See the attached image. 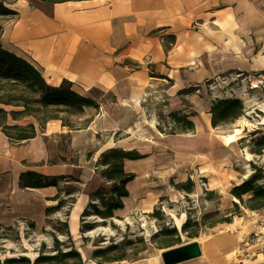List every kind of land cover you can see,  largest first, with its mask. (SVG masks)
<instances>
[{
	"label": "crops",
	"instance_id": "1",
	"mask_svg": "<svg viewBox=\"0 0 264 264\" xmlns=\"http://www.w3.org/2000/svg\"><path fill=\"white\" fill-rule=\"evenodd\" d=\"M8 7L17 14L1 20V45L30 61L50 85L63 79L72 82L76 91L98 103V113L92 115L91 108H85L82 117L89 120L76 129L49 120L41 130L36 126L33 138L19 144L11 143L0 130V224L11 225L20 217L41 227L45 209L57 203L50 198L61 189L60 183L20 188L21 172L73 176L79 178L80 187L67 224L69 234L78 237L90 193L106 186L96 162L102 151L115 144L109 137L101 140L103 134L122 131L129 136L143 128L150 139L140 142L138 152L144 157L124 161L125 170L136 175L127 184L124 205L133 193L156 189L151 175L154 181L160 179L165 162L171 161L169 175L174 172L183 179L182 172L194 164L195 155V145L179 142L183 139L203 142L197 154L200 151L206 163L222 162L229 146L240 165L234 170L235 183L243 181L252 161L241 158L251 137L247 122L238 117L220 134L224 127L211 126V99L203 88L208 80L219 78L224 86L215 93H229L241 76L264 70V0H14ZM187 88L195 89L178 93ZM159 101L168 111L185 112L184 104L189 103L192 113H185L191 114L194 130L159 136L153 128L157 122L146 120V109ZM223 134L234 138L225 141ZM59 136L66 138L65 145H60ZM166 141L178 145L162 149ZM61 158L62 163H50ZM202 169L207 172L210 165ZM89 254L81 256L84 263Z\"/></svg>",
	"mask_w": 264,
	"mask_h": 264
},
{
	"label": "rangeland",
	"instance_id": "2",
	"mask_svg": "<svg viewBox=\"0 0 264 264\" xmlns=\"http://www.w3.org/2000/svg\"><path fill=\"white\" fill-rule=\"evenodd\" d=\"M13 1L6 0L5 4L8 6ZM3 18L5 17L0 16V26ZM241 77L242 79L235 90L229 93H215L221 90V86H224L219 78L208 84L205 83L203 89L206 91V96L211 99L210 103L217 98H238L241 100L244 112L240 119L247 122L250 132L247 134H251L244 144L245 150H243L241 158L248 159L246 157V153H248L250 154L249 159L252 160L243 172L250 169L249 175L243 181L254 176L257 178L255 185L264 186V147L258 145V142L264 141V89H250L247 82L249 76ZM242 91L247 98L243 97ZM160 103V101L159 104L152 105L151 103L153 109L150 106L148 109L144 108L147 112L146 116L149 117L146 120L153 119V122H157L153 123L157 134L167 137L187 133L179 132V127L169 116L172 111H168ZM184 106L186 107L185 112L192 113L189 103L185 102ZM3 107L7 110L15 108L13 106ZM90 110L92 115H97L98 108ZM83 114L72 117L73 126L84 125L89 118L82 117ZM28 120L30 119L26 118V121ZM227 125L231 126L228 123L218 132L223 133V130L229 127ZM145 133L146 131L140 128L134 130L133 135H123L120 131L111 134V136L103 134L100 139L104 140L109 137V139H114V146H126L138 151L139 146L143 145L140 142H150V139L145 137L147 135ZM185 137H188V134H185ZM58 140L60 145H65L67 142L63 136H59ZM171 142H164L161 148L173 149L176 144L178 145V143ZM179 142L195 145L193 146L195 147L194 164L182 172L184 176L182 180L179 174L174 172L169 175L170 171H167V167L171 161L165 162L160 170V179L154 181L156 177L151 175V184L152 186L157 184L155 185L156 189L148 190L146 194L133 193L132 198L125 200L123 209L111 218L102 219L96 214V210L101 207L100 202L96 200L97 207H89L87 213L82 217L84 222L90 223V226L80 232L78 237H72L68 231V224L65 225L72 205L70 199H67L60 210L46 215L45 224L41 227L29 219L20 217L17 222L11 225L0 224V262L2 263L5 258L21 256L33 262L40 253L52 254L55 252L54 238L56 237L59 241V248L63 251L74 247L81 252V256L89 251V258L83 264H100L91 258V253L97 248H104L110 244H117L119 248L109 254L123 252L126 259L122 262L104 264H163L161 259L163 250L192 240L198 241L201 255L176 264H258L261 257H258L257 260L255 257H251L242 263L239 252L242 249L241 240L250 236L257 229L258 213H262L264 209L251 210L245 206L244 202L251 193L243 195V202L237 198L234 199L230 193L231 188L238 181L234 170L240 167L234 152L227 146L228 152L224 161L211 160L206 163L202 160L201 152L199 151L200 155L197 154L198 149L201 148L200 145L203 144L202 141L183 139ZM241 149H243L242 146ZM90 157L92 156L90 155L88 158ZM53 160L50 162L51 164L62 163V158L61 161ZM206 164L210 165L207 172L202 171V167ZM241 178L243 177L241 176L239 180ZM59 183L61 184V195L64 198H67L64 195L66 190H71V196L76 197L78 192L74 188L80 187L79 182L68 179ZM141 207L148 211L141 212ZM182 214H184L183 221L178 225L176 218H181ZM186 220L189 221V225L186 230H183L182 225ZM31 222L34 227H31ZM173 227L176 229V234L161 233V230L165 232ZM168 239H173L174 245L166 247L164 242ZM122 241L130 243L121 246Z\"/></svg>",
	"mask_w": 264,
	"mask_h": 264
},
{
	"label": "trees",
	"instance_id": "3",
	"mask_svg": "<svg viewBox=\"0 0 264 264\" xmlns=\"http://www.w3.org/2000/svg\"><path fill=\"white\" fill-rule=\"evenodd\" d=\"M6 0H0V16L12 17L17 12L5 4ZM50 3L62 2L65 0H42ZM1 32V26H0ZM208 80L206 83H210ZM195 88L182 89L179 94H187ZM3 106H13L15 108L7 110ZM85 108H98V103L92 98L80 94L76 91L72 82L63 79L59 85L53 86L47 83L41 72L26 58L4 48L0 43V130L13 144H19L33 138L36 135V129L41 130L47 121L56 119L62 125L69 129L82 128V126H73L72 117H78L84 113ZM210 124L213 128L224 126L240 117L244 110L243 104L238 98H217L211 101L209 110ZM169 116L179 127V132H188L194 130V123L189 119V115L179 111H172ZM27 119H30L26 121ZM25 120V121H24ZM11 121V122H10ZM174 133V132H171ZM259 146L264 147V141L258 142ZM91 153L87 154L89 157ZM135 149L125 150L114 146L101 152L96 162V169L103 177L106 186H101L90 193V202L84 208L81 215L79 231L82 232L90 226V223L84 222L83 215L87 213L89 207H97L95 201L100 202V209L96 214L102 219L111 218L114 211L124 207V198L128 197L129 191L127 184L134 179L132 172H127L124 168L125 160H136L144 157ZM54 160H51L52 162ZM80 181L73 176H51L43 175L36 171L27 170L19 174L18 185L20 188H42L47 186H59L62 180ZM256 177L252 176L239 184L234 185L230 193L239 201L243 200V195L250 194L244 202L251 210L264 209V186H256ZM74 188V187H73ZM77 191V188H74ZM64 198L61 195V189L51 200H56L54 206L47 207L45 214L49 215L53 211L60 210L67 202V199L73 203L75 197L71 196V190H66ZM31 227L34 224L30 223ZM67 226V223L65 222ZM189 221L186 220L182 229L186 230ZM161 233L173 235L176 229L173 227L167 231L161 230ZM128 241H122L120 245L129 244ZM166 247L174 245L173 239L165 240ZM119 248L117 244H110L104 248H97L92 251L91 258L100 264L123 261L126 255L122 253L109 254L111 251ZM54 253H40L33 262L26 257L5 258L0 264H83L80 252L71 247L63 251L59 248V241L54 238Z\"/></svg>",
	"mask_w": 264,
	"mask_h": 264
},
{
	"label": "built area",
	"instance_id": "4",
	"mask_svg": "<svg viewBox=\"0 0 264 264\" xmlns=\"http://www.w3.org/2000/svg\"><path fill=\"white\" fill-rule=\"evenodd\" d=\"M222 80H225L224 77H222ZM247 82L252 90L264 89V70L249 76ZM257 223V229L250 236L241 240L242 249L239 255L242 257L240 259L242 263L251 257H255V260L261 257L262 259L259 260L258 264H264V211L258 213Z\"/></svg>",
	"mask_w": 264,
	"mask_h": 264
},
{
	"label": "water",
	"instance_id": "5",
	"mask_svg": "<svg viewBox=\"0 0 264 264\" xmlns=\"http://www.w3.org/2000/svg\"><path fill=\"white\" fill-rule=\"evenodd\" d=\"M201 255V248L196 240L167 248L161 252L163 264H176Z\"/></svg>",
	"mask_w": 264,
	"mask_h": 264
},
{
	"label": "bare ground",
	"instance_id": "6",
	"mask_svg": "<svg viewBox=\"0 0 264 264\" xmlns=\"http://www.w3.org/2000/svg\"><path fill=\"white\" fill-rule=\"evenodd\" d=\"M242 95H243L244 98H247L246 95L243 93V91H242ZM150 123L152 124L153 121H150ZM237 130H238V129H236V131H237ZM221 136L223 137V139H224L225 141H228V140H231L232 138H234V136H233L232 134H223V135H221ZM112 144H113L112 141H109V142H108V145H112ZM246 157L249 159L250 154L246 153ZM202 171H203V170H202ZM249 173H250V169L248 168V169H246V171H245V173H244V177H247V176L249 175ZM233 198L235 199V197H233ZM183 218H184V214H182V217H181V218H176L178 225H180V224L182 223ZM121 262H122V261H121ZM125 264H130V263H125Z\"/></svg>",
	"mask_w": 264,
	"mask_h": 264
}]
</instances>
